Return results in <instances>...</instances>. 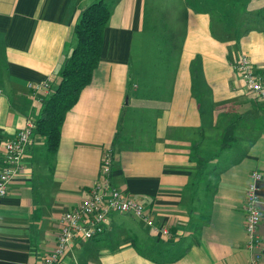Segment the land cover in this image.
Instances as JSON below:
<instances>
[{
  "label": "crops",
  "instance_id": "obj_1",
  "mask_svg": "<svg viewBox=\"0 0 264 264\" xmlns=\"http://www.w3.org/2000/svg\"><path fill=\"white\" fill-rule=\"evenodd\" d=\"M96 1L0 0V170L5 143L36 121L41 86L59 84L74 27ZM105 1L101 60L66 115L52 164L34 134L0 198V264H44L62 215L89 197L109 149L113 182L143 202L145 217L115 215L110 229L123 224L132 241H75L58 264H252L245 206L254 171L263 175L264 264V101L235 69L246 54L264 75V0L246 1L251 24L239 16L243 0ZM232 118L235 144L215 155ZM197 142L201 156L215 155L201 174Z\"/></svg>",
  "mask_w": 264,
  "mask_h": 264
},
{
  "label": "built area",
  "instance_id": "obj_2",
  "mask_svg": "<svg viewBox=\"0 0 264 264\" xmlns=\"http://www.w3.org/2000/svg\"><path fill=\"white\" fill-rule=\"evenodd\" d=\"M246 89L264 101V75L257 72L246 54H241L235 66ZM38 89L40 86H30ZM47 91L49 84L41 86ZM36 124L28 121L26 126L5 143L3 166L0 170V198L8 194L11 180L23 167L25 153L35 134ZM113 151L106 150L102 159L100 177L92 188L89 197L75 210L66 212L60 219V233L55 248L45 257L44 264H58L62 257L70 250L75 241L91 240L102 236L110 228L115 215L143 218L146 207L143 202L131 196L113 182ZM263 175L254 171L247 190L246 200V244L245 248L256 252L252 264L260 260L262 238L259 227L262 222V198L259 183ZM163 232L168 234V230ZM261 254V253H260Z\"/></svg>",
  "mask_w": 264,
  "mask_h": 264
},
{
  "label": "trees",
  "instance_id": "obj_3",
  "mask_svg": "<svg viewBox=\"0 0 264 264\" xmlns=\"http://www.w3.org/2000/svg\"><path fill=\"white\" fill-rule=\"evenodd\" d=\"M111 17V8L105 0L86 6L74 27L73 48L62 63L59 71L61 80L44 96L39 115L35 121V135L45 142V156L52 164L57 153L63 124L67 113L77 103L81 91L91 83L98 67L104 45L106 25ZM228 135L230 138H228ZM234 130H226L221 142V150L235 144ZM194 146L197 168L205 161ZM198 168V173H200Z\"/></svg>",
  "mask_w": 264,
  "mask_h": 264
},
{
  "label": "rangeland",
  "instance_id": "obj_4",
  "mask_svg": "<svg viewBox=\"0 0 264 264\" xmlns=\"http://www.w3.org/2000/svg\"><path fill=\"white\" fill-rule=\"evenodd\" d=\"M246 1L247 0H243V2H245L244 3V6L245 7H241L240 9H241V14L239 15V16H241L244 20H248V23L249 24H251L252 23V21L251 20H253V18H252V16H251V12L249 11V10H247V8H246ZM225 11H227V10H225ZM51 88L48 90V92H47V94L49 93V92H51ZM236 120H238V119H236V118H232V119H230L229 121H228V125L226 126V128H225V130H234V137H235V129H236V125H237V121ZM126 128V126H124V129ZM121 130H123V127H122V129ZM121 136H122V133H120L119 134V136H118V138H117V141H118V139H120L121 138ZM229 136H231V135H228V138H230ZM223 138V137H222ZM235 141H236V139H235ZM198 143V146H199V142H197ZM197 146V147H198ZM226 150V149H225ZM222 151H224L223 149L221 150V147H219V152H217L215 155H218L220 152H222ZM215 155H212V156H206V157H204L205 158V161L201 164V166L199 167L198 166V168H199V171H201L199 174H201L202 173V171H204V169H205V167H206V162H208V161H210L213 157H215ZM203 157V156H202ZM197 162H198V160H197ZM107 234H109V235H107ZM133 235H134V233L129 229V228H127L126 226H124L123 224H120V225H118V226H116V227H113V228H109L107 231H106V233H104L101 237V239H105V241H104V243L106 242V241H108V239L107 238H119V241H118V243H116V242H113L112 244H113V246L115 247V246H117V245H119V244H122V243H125L126 242V240H130L131 238H133ZM126 236H130L129 238H126ZM98 238V237H97ZM126 239V240H125ZM121 240V241H120ZM136 239H134L133 241H135ZM130 241H132V240H130ZM145 242H147V241H140V240H137L136 242H134L135 243V247L137 248V249H139L140 251H143V252H147V253H153L154 255H155V253L154 252H152V250H153V248H149V247H147L146 246V244H145ZM101 243L99 246H101V247H103L104 245H107V243ZM148 243V242H147ZM109 245V244H108ZM171 252V251H170Z\"/></svg>",
  "mask_w": 264,
  "mask_h": 264
}]
</instances>
